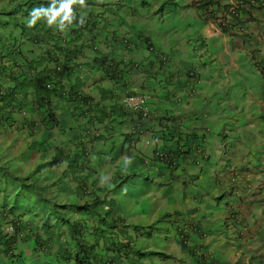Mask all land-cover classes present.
Segmentation results:
<instances>
[{
	"label": "clouds",
	"instance_id": "clouds-1",
	"mask_svg": "<svg viewBox=\"0 0 264 264\" xmlns=\"http://www.w3.org/2000/svg\"><path fill=\"white\" fill-rule=\"evenodd\" d=\"M32 1L37 5L36 8L28 6L30 37L23 35L18 39L22 47L28 45L32 48L28 52L32 59H26L22 52V60L14 67L13 78L9 75L7 82H2L5 89L14 90L15 101L8 102L9 107L0 110V114L7 116L8 132L11 130L6 135L0 134V144L2 148L14 146L9 154L13 157L6 161L13 170L21 165L18 168L22 170L21 174L18 171L20 176L24 177L38 163L50 162L53 166L49 168L65 173L77 189L76 192L72 189L68 196H55L53 206L60 213L66 212L68 224L60 217L57 220L42 217L37 214L38 210L22 211L25 204L19 207L20 213L16 216H22L19 221L22 230L18 231L9 253L5 236L12 235L13 227L0 229L4 237H0V264H32V256L38 258L33 264H175L181 261L182 255L170 246L176 238L181 243L182 238L177 237L175 231L182 226L183 212L176 207L171 209L173 201L170 196L175 199L173 185L178 184L183 193L190 195L194 179L196 183L199 181L197 174L193 179L182 171L183 166L190 167L183 162V157L188 156L184 144L194 133H188L189 123L182 114L154 109L161 100L155 90L142 84L143 75L145 82L155 74L147 62L162 65L172 59V63L179 64L187 80L185 95L192 98L197 95L195 86L203 83L201 88H204L206 85L208 65L212 63L210 51L198 32L199 24L212 26L229 38L234 36V30L246 35L251 25H245L247 20L240 24L236 20L243 19L242 13L252 9L251 16L264 24V0H255L252 7L239 10L237 17L228 19L229 25L222 16L229 0H212L206 8L201 6L209 0ZM41 6L45 9H39ZM45 15L48 16V25H54V42L42 38V28L38 34L33 29ZM17 29L14 32L19 33L20 27ZM12 30V25L5 21L0 23V50L8 43ZM57 36L69 43L64 45V60L50 63L47 56L53 46L62 47ZM249 53L255 63L256 55ZM40 61L47 65L42 66ZM38 71L42 77L38 76ZM41 78L43 81L39 83ZM42 87L46 91H57L48 99L55 122L49 120L45 123L42 112L47 106L37 107L35 88ZM72 89L74 92H70ZM177 101L175 97L174 102ZM32 125L36 127L34 137L23 135ZM34 140L40 143L41 152H32L30 159H19L18 149L31 147ZM56 151L60 153L59 165L54 162ZM193 151L196 154L193 166L199 174L201 157L196 149ZM99 156L103 157V163ZM74 158L77 163L70 166L69 161ZM101 176L104 180L100 183ZM139 178L145 179L147 184L138 203L147 199L153 207L154 198L161 196L155 207L165 212L157 218L150 212L144 215L142 211L133 212L131 206L124 208L120 205L125 200L121 190L124 194L134 191L140 184ZM161 185L169 186L171 192L158 193L165 191ZM215 199L220 202L221 198L217 196ZM75 206L97 207L98 215L94 211H78ZM9 207L6 212L11 210ZM183 211L188 212L185 207ZM107 217L111 219L108 226L126 231L128 238L111 229L115 235L109 234L110 238H103L93 248L90 226L96 222L106 223ZM240 217L239 211L230 212L224 222L225 230L236 229ZM31 218L36 220V226L33 223L30 227L27 225ZM46 224L54 232L52 237L44 231ZM74 224H86L88 228L76 236L73 234ZM104 229L101 230L105 232ZM236 230L243 237L252 231L246 223H241ZM146 232H151V237ZM108 239L123 242L126 246L107 251L102 243ZM29 245L35 247L31 253H28Z\"/></svg>",
	"mask_w": 264,
	"mask_h": 264
},
{
	"label": "crops",
	"instance_id": "crops-1",
	"mask_svg": "<svg viewBox=\"0 0 264 264\" xmlns=\"http://www.w3.org/2000/svg\"><path fill=\"white\" fill-rule=\"evenodd\" d=\"M252 14V9L245 11L243 19L236 20L239 24L247 20L245 25H251L249 33L234 30L232 38L199 22L198 32L212 63L208 65L206 85L195 86L197 95L190 99L185 95L187 80L179 64L172 63V59L162 65L147 62L155 74L145 82L143 75L142 84L155 90L161 100L154 109L182 114L189 123L188 133H194L184 144L188 156L183 157V162L190 167L183 166L182 171L193 179L197 174L200 184L194 179L188 212L176 207L183 212V221L175 231L181 243L176 238L170 246L182 255V262L175 264H258L259 260L264 264V24ZM20 48L26 59H32L30 46ZM248 52L256 55L258 66ZM230 93L232 98L222 100ZM193 145L201 157L199 174L193 166ZM103 180L101 176L100 183ZM73 189L76 192L75 186ZM217 196L220 203L211 198ZM210 201L217 204V212ZM234 210L241 213L236 229L241 223L252 229L244 237L236 229L224 228L226 217ZM31 223L36 226V220L28 219L29 227ZM34 249L29 245L28 253ZM255 252L262 253L260 258ZM37 259L32 256L30 262Z\"/></svg>",
	"mask_w": 264,
	"mask_h": 264
},
{
	"label": "trees",
	"instance_id": "trees-1",
	"mask_svg": "<svg viewBox=\"0 0 264 264\" xmlns=\"http://www.w3.org/2000/svg\"><path fill=\"white\" fill-rule=\"evenodd\" d=\"M122 1V0H120ZM212 4V0L206 1L201 6L206 8L207 5ZM121 4V3H118ZM32 5L31 7H36V4L32 0H0V23H5L7 25H12L13 30L10 32V38L8 43L5 46H2L0 50V85H3L7 82V78L10 75V78H13V70L14 67L16 68L20 61L22 60V51H21V43L18 39L23 37V35H26L27 38L30 37L31 34V27L28 25L29 21V10L28 6ZM47 8V7H46ZM39 9H45L44 6L39 7ZM50 15V14H48ZM3 18L4 21L1 19ZM48 16L45 15L42 17V19L38 20V24L34 25V28L38 32H40V28L43 29L44 36L42 38H46L51 42H54V25L51 26L47 23ZM77 23V21H73V23ZM39 25V26H38ZM20 27L19 33H16L14 31L18 30L17 28ZM46 29V30H45ZM58 31V29H57ZM61 31V30H60ZM62 32V31H61ZM59 31L57 32V35H59ZM58 37V41L60 42V45L53 46L54 49H52L51 52H49L47 58L48 62L53 63L57 60H64V57H62L64 54H66V49H64V45H67V39H64L63 37ZM43 40V39H41ZM39 41V40H37ZM1 43V39H0ZM79 53V52H78ZM39 77H42L40 74V71L37 72ZM43 78H41V81H38L39 83H42ZM3 82V84H2ZM16 88V86H15ZM2 89V90H1ZM0 89V103H2V107H0V110H5L6 107H9L8 102H14L15 101V94L13 89H5L4 85ZM36 93L38 94L37 97V107H45L42 113L44 114V117H46V120L44 121L47 123L49 120L50 122H55L52 119L54 118L53 114H50L51 107H50V101L48 100L51 95H56V89L54 90H48L46 91L45 88H35ZM4 90V91H3ZM2 91V92H1ZM70 92H74L73 89ZM44 95V98L41 97ZM120 115V113H119ZM5 117L2 114H0V134H7L8 132V121H5ZM10 117L14 119V116L10 114ZM4 122V123H3ZM55 125V124H54ZM30 127V126H29ZM27 133H23V135L28 136L29 138L34 137V131L36 127L32 125L29 128H26ZM1 136V135H0ZM1 142V141H0ZM7 144V143H6ZM31 147H21L18 149V158L22 160L30 159V155L32 152L40 153L41 148L40 143L37 142V140H34L31 144ZM14 150V146H7L6 148H2V144H0V229H4L6 226H12L13 227V233L9 237L5 238L7 239L6 242L8 244L7 247V253L8 251H11L13 249L12 245L16 241L17 233L18 231H21V220L22 216H16V213H20L18 211V208L21 207L23 204L24 207L22 211L29 210H38L37 214H41L42 217H45L47 219L54 218L57 220L59 217L61 218V221L63 223H70L68 222V219L66 217V214L58 212L56 210L55 206H53L54 201L56 200L55 196L58 194L62 196H68L71 194V190L73 189L72 182H70L66 177L67 175L57 173L56 170L50 169L49 167L53 166L50 162H44V163H38L34 169L28 170L27 174L22 177L20 174L22 173V170H18V168L21 165H17L16 169L13 170L9 167V162H7V158L11 160L13 156H10L9 154L11 151ZM45 152V150H44ZM57 152V151H56ZM56 161L55 163L60 159V153L59 151L56 153ZM78 157V156H77ZM78 159V158H77ZM52 162V163H54ZM70 166H74L76 162V159H71ZM59 165V163H56ZM20 174H19V172ZM74 181V180H73ZM11 189V190H10ZM15 191L16 194L13 192ZM43 204V205H42ZM10 206V207H9ZM11 208L9 212H6L5 209ZM75 209L78 211H88L91 213L94 211L95 215H98L97 207H89V206H75ZM9 210V209H8ZM105 219V218H103ZM107 222H96L93 224L94 226L91 227V231L89 232L90 238L94 241V244H92L93 248L97 247L100 240L103 238H110L109 234L115 235L111 229L114 232L122 233L123 236H126V231H119L116 229V226H108L111 222V219L107 217ZM5 224V225H4ZM76 225V228L73 227L74 235L77 236L80 232L82 233V230L87 229L88 226L86 224L83 225ZM106 229H104L105 227ZM100 229V230H98ZM101 229H104L103 232ZM136 229V228H135ZM44 231L49 237H52L54 235L53 230L51 231L49 226L46 224L44 226ZM138 231V230H136ZM148 237H151V232H146ZM0 237H3V232L0 230ZM19 237V235H18ZM38 238V237H37ZM37 241V246H39V242ZM116 238V237H113ZM128 238V236H126ZM117 239V238H116ZM28 240V239H27ZM25 239V241H27ZM109 241V242H107ZM106 242L102 243L103 246H105V249L108 251L109 249L117 251L115 247L119 249H123L126 244L123 242L115 243L114 240L108 239ZM41 247V245H40ZM15 249V247H14Z\"/></svg>",
	"mask_w": 264,
	"mask_h": 264
},
{
	"label": "rangeland",
	"instance_id": "rangeland-1",
	"mask_svg": "<svg viewBox=\"0 0 264 264\" xmlns=\"http://www.w3.org/2000/svg\"><path fill=\"white\" fill-rule=\"evenodd\" d=\"M33 8H36V7H33ZM40 64L42 66L47 65V63L45 61H40ZM229 96H231L230 98H232V94L230 93V95H228V94L224 95V97H222V100L229 99ZM229 110L230 109H225V112H228ZM99 157H100L99 159L103 163V157L102 156H99ZM143 176H145V174H143ZM138 181H140V184L138 186H136L134 191H132V192H130L128 194H124L123 190H121V194L125 197V200H123L120 203V205L124 206V208H127V207L131 206L132 211L134 210L133 212L142 211L144 213V215H147L148 212H150L149 214L154 215V218L159 217L160 214H163L165 212V210H160L159 208L155 207L158 203H160V197L161 196H156L154 198V200H153L154 206L153 207L150 206V201L147 200V199H144V200H142L141 202L138 203V201L143 198V193H144V191L146 189V184H147V181L145 179L142 180L141 178H139ZM158 185H159V183H158ZM161 187H165V191H161L160 190L158 193L163 194L165 192H171V188L169 186L161 185ZM173 189L176 192V196H175V199H174L173 195L170 196V199L173 201L171 209H174L175 207H177V205L180 208H182V207L187 208L188 207V201H192L191 200L192 198H190L191 196L189 194L186 195V192L183 193L182 189L180 188V186L178 184L173 185ZM211 198H213V200H215L214 197H211ZM198 199H199V197H198ZM216 202L220 203L219 201H216ZM210 204L214 205V209L216 210L215 212H217V208H216L217 204L215 202H213V201H210ZM64 214H66V212H64ZM142 218H144V217H142ZM255 253L257 254L258 258H260V255L262 253H259V252H255ZM258 264H261V260H259Z\"/></svg>",
	"mask_w": 264,
	"mask_h": 264
},
{
	"label": "built area",
	"instance_id": "built-area-1",
	"mask_svg": "<svg viewBox=\"0 0 264 264\" xmlns=\"http://www.w3.org/2000/svg\"><path fill=\"white\" fill-rule=\"evenodd\" d=\"M254 4H255V0H229L227 7H225V9L222 10V16L226 18L225 23L228 22V19L237 17L239 10L252 7V5Z\"/></svg>",
	"mask_w": 264,
	"mask_h": 264
}]
</instances>
